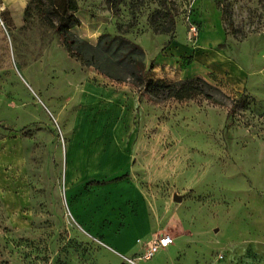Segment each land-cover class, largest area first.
<instances>
[{
  "label": "rangeland",
  "instance_id": "rangeland-1",
  "mask_svg": "<svg viewBox=\"0 0 264 264\" xmlns=\"http://www.w3.org/2000/svg\"><path fill=\"white\" fill-rule=\"evenodd\" d=\"M76 2V36L123 32L152 79L200 77L221 104L148 102L1 0L0 264H264V0Z\"/></svg>",
  "mask_w": 264,
  "mask_h": 264
},
{
  "label": "trees",
  "instance_id": "trees-1",
  "mask_svg": "<svg viewBox=\"0 0 264 264\" xmlns=\"http://www.w3.org/2000/svg\"><path fill=\"white\" fill-rule=\"evenodd\" d=\"M30 3L38 10L42 23L52 28L58 35V42L68 57L112 82L128 84L148 102L158 103L166 99L181 101L202 95L213 103L221 104L215 97L216 93L221 94L220 91L200 77L171 83L152 79L149 72L153 64L145 66L142 47L126 37L123 32L116 35L101 34L95 44L76 36L71 31L74 26L80 24L76 16L78 11L76 0H61L58 5H54L51 0L53 5L51 14L42 9V0H30ZM113 14L117 15L116 11L113 10Z\"/></svg>",
  "mask_w": 264,
  "mask_h": 264
},
{
  "label": "crops",
  "instance_id": "crops-1",
  "mask_svg": "<svg viewBox=\"0 0 264 264\" xmlns=\"http://www.w3.org/2000/svg\"><path fill=\"white\" fill-rule=\"evenodd\" d=\"M4 1L8 3V2H11L13 0H4ZM0 2H1V0H0ZM20 2H21L20 6L23 7V0H20ZM80 11H81V9H78L77 12H80ZM233 67H235V65L230 64V68H233ZM109 88L112 90V92L114 94H117V96H119L121 98V102H119V107L121 108V109L119 108L120 113H122L123 115L126 111H129L130 115L135 113V110L137 107L136 102L137 101L139 102V97L137 95H135V93L127 85H125V84L118 85V86L114 85L113 87L111 85H109ZM142 101H145V100L141 99L140 104H142Z\"/></svg>",
  "mask_w": 264,
  "mask_h": 264
},
{
  "label": "built area",
  "instance_id": "built-area-1",
  "mask_svg": "<svg viewBox=\"0 0 264 264\" xmlns=\"http://www.w3.org/2000/svg\"><path fill=\"white\" fill-rule=\"evenodd\" d=\"M1 22V21H0ZM2 23V22H1ZM191 30L195 32V26L191 27ZM172 242V238L168 234L155 235L148 243L142 258L149 259L151 258L156 251L160 248L168 246Z\"/></svg>",
  "mask_w": 264,
  "mask_h": 264
}]
</instances>
